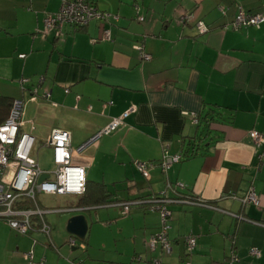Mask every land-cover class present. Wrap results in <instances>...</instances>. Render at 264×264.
I'll return each instance as SVG.
<instances>
[{"label":"crops","instance_id":"obj_1","mask_svg":"<svg viewBox=\"0 0 264 264\" xmlns=\"http://www.w3.org/2000/svg\"><path fill=\"white\" fill-rule=\"evenodd\" d=\"M89 1L118 18L78 29L64 24L56 37L43 32V17L57 12L61 0H0V107L7 112L12 99L24 100L21 129L34 136L32 155L42 170L54 168L52 150L43 145L52 128L68 130L76 147L134 108L115 131L74 158L86 166L87 199L36 195L48 210L49 236L37 228L21 234L0 218V264H29L28 251L44 264H264V144L255 146L248 134H264V22L230 27L239 8L264 13V0ZM183 16L191 20L181 22ZM197 21L208 30L199 33ZM103 28L110 40H100ZM165 150L188 156L164 171L157 162ZM135 159L155 163L147 177ZM250 187L257 205L239 200ZM164 190L204 201L167 204V253L147 244L161 228L157 211L142 204L121 217L110 207L117 204L100 202L103 195L146 199ZM55 207L84 208L71 215L87 217L84 240L69 243L67 220L47 215ZM188 236L196 238L191 253ZM253 247L259 257L250 254Z\"/></svg>","mask_w":264,"mask_h":264},{"label":"built area","instance_id":"obj_2","mask_svg":"<svg viewBox=\"0 0 264 264\" xmlns=\"http://www.w3.org/2000/svg\"><path fill=\"white\" fill-rule=\"evenodd\" d=\"M109 17L118 18L116 15L99 10L89 0H61L57 12L47 13L43 17V32L53 33L54 36L59 37L63 34L62 27L64 24H69L73 28L78 29L88 25L94 19L103 21L109 20ZM136 19L141 22L144 20V17L143 15H137ZM185 19L191 20L190 16H183L180 18V21L183 22ZM262 22H264V13H250L239 8L230 22V27L234 30L258 27ZM195 26L199 33H204L208 30V27L202 21H197ZM110 39V30L103 28L100 40ZM97 40L99 39H94L93 41ZM134 48L139 51L142 59H150V55L142 51V45H136ZM20 56L22 57L23 55ZM41 80L40 78L39 81ZM43 95L47 97L49 93L44 92ZM24 106L25 102L22 98L12 99L8 116L0 124V218L21 234H27L37 228L49 236L50 226L43 219L44 213L48 210H44L38 206L36 195H81L86 185V166L75 163L74 158L79 157L87 147L98 141L102 136L115 131L134 108L130 107L120 116L113 118L107 125L94 132L76 147L71 146V137L68 130L52 128L43 145L52 150L54 168L50 171H45L40 168L37 160L32 155L35 144L34 136L30 132L21 129ZM184 114H187V112H184ZM191 116L193 122L197 123L196 114L191 112ZM248 134L255 146L264 144V134L261 132L250 130ZM182 158L183 155L181 153L168 154L165 150L157 163L162 170L166 171L174 163L180 162ZM154 164L151 161L133 160V165L144 177L148 176V171ZM6 169H10L8 174L5 172ZM43 174L46 177L39 180ZM171 191L173 192L172 196H167V190H164L159 194L148 196L146 199H134L114 203L121 206V212L124 215L129 213L131 205L141 204H147L148 210L159 213L161 220L160 231L152 235L147 242L151 250L160 247L166 253L171 251V243L167 236L169 228L167 216L170 214L167 204L175 202L204 204L202 200L192 201L186 199L185 201L177 195L176 190ZM232 197L237 198L236 196ZM239 200L242 203L256 205L259 202L253 187H250L242 197H239ZM21 202L27 203L28 206H22ZM70 209L75 208L66 210ZM35 219H38V227L34 224ZM69 243L75 245L72 238L69 240ZM195 246L196 238L194 236L185 238V249L188 253H191ZM250 254L254 257L260 256L259 250L255 247L250 249ZM32 255L31 251L23 254L29 264H44L43 260L33 261ZM234 258L232 256L230 262ZM154 264L163 263L160 260H154ZM181 264L190 263L183 261Z\"/></svg>","mask_w":264,"mask_h":264},{"label":"water","instance_id":"obj_3","mask_svg":"<svg viewBox=\"0 0 264 264\" xmlns=\"http://www.w3.org/2000/svg\"><path fill=\"white\" fill-rule=\"evenodd\" d=\"M46 177V175H41L39 180H42ZM242 202V201H241ZM84 208H76V209H70V210H65V211H80L83 210ZM234 217L238 218V219H243L239 214H231ZM257 221V220H256ZM262 221H264V217H262ZM88 220L87 217L83 214H75L73 216H71L65 225V230L68 234H70L72 236V239L75 240H84L86 233L88 231Z\"/></svg>","mask_w":264,"mask_h":264},{"label":"trees","instance_id":"obj_4","mask_svg":"<svg viewBox=\"0 0 264 264\" xmlns=\"http://www.w3.org/2000/svg\"><path fill=\"white\" fill-rule=\"evenodd\" d=\"M212 109V108H211ZM9 111V110H8ZM7 111V112H8ZM6 112V108H4V109H2L1 107H0V124L5 120V118L7 117V115H8V113ZM182 155H183V158L185 157V156H188V155H184L183 153H181ZM182 158V159H183ZM96 186H97V188L99 189L98 191L99 192H103L104 190V186L101 184V183H96ZM85 191H86V185H85V190H84V192L81 194V202L83 201V200H85V199H87V196H85ZM178 194L177 195H179L180 196V198L181 199H187V200H192V201H200V199L197 197V196H194V195H190V194H187V193H183V192H181V191H176ZM106 195H103L102 197H101V200H100V202L101 203H103V204H107V203H117V202H122V201H130V200H117V199H111V200H107L108 198H107V196L105 197ZM136 199V198H135ZM131 200H134V199H131ZM25 204H27V203H23V202H21V205L23 206H28V204L27 205H25ZM100 204V203H99ZM142 205V204H141ZM144 206H145V208L146 209H148L147 208V205H145V204H143ZM135 206H140V205H135Z\"/></svg>","mask_w":264,"mask_h":264},{"label":"rangeland","instance_id":"obj_5","mask_svg":"<svg viewBox=\"0 0 264 264\" xmlns=\"http://www.w3.org/2000/svg\"><path fill=\"white\" fill-rule=\"evenodd\" d=\"M38 147V146H37ZM36 150H37V148H35V147H33V152L34 153H36ZM40 155H42L43 157H44V154H40ZM40 155H39V159H41L40 158ZM44 160H46V161H48L49 162V160H48V158L47 157H45L44 158ZM51 166V165H50ZM141 174L140 175H138V177L139 178H141ZM142 178H143V176H142ZM145 178V177H144ZM43 198H41V200H42ZM68 205V204H67ZM135 205H131V207H134ZM111 208H116L118 211H119V214H120V216L121 217H124V216H126V215H124V214H122V212H121V206L120 205H112V206H110ZM55 208H57V209H51L52 211H49V213H47V215L48 216H51L52 215V217H55V216H62V218H63V220H68L69 219V217L72 215V214H74V213H78L77 211H65V210H62V211H59V209L61 210V209H63V208H58V207H55ZM149 212H154V211H149ZM99 235H102V233L101 232H98V236Z\"/></svg>","mask_w":264,"mask_h":264}]
</instances>
